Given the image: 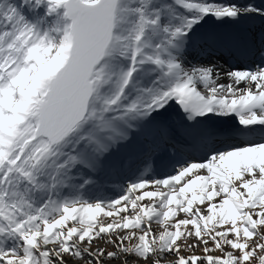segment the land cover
Segmentation results:
<instances>
[{
    "label": "snow or ice",
    "instance_id": "1",
    "mask_svg": "<svg viewBox=\"0 0 264 264\" xmlns=\"http://www.w3.org/2000/svg\"><path fill=\"white\" fill-rule=\"evenodd\" d=\"M0 264H264V0H0Z\"/></svg>",
    "mask_w": 264,
    "mask_h": 264
}]
</instances>
